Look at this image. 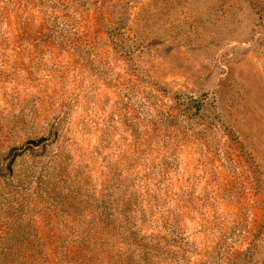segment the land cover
<instances>
[{
    "label": "rangeland",
    "instance_id": "1",
    "mask_svg": "<svg viewBox=\"0 0 264 264\" xmlns=\"http://www.w3.org/2000/svg\"><path fill=\"white\" fill-rule=\"evenodd\" d=\"M0 264H264V0H0Z\"/></svg>",
    "mask_w": 264,
    "mask_h": 264
},
{
    "label": "trees",
    "instance_id": "2",
    "mask_svg": "<svg viewBox=\"0 0 264 264\" xmlns=\"http://www.w3.org/2000/svg\"><path fill=\"white\" fill-rule=\"evenodd\" d=\"M197 111H200V108L199 107L197 108Z\"/></svg>",
    "mask_w": 264,
    "mask_h": 264
}]
</instances>
